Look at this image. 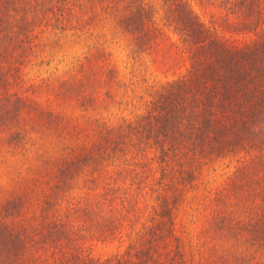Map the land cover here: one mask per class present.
Wrapping results in <instances>:
<instances>
[{"label":"trees","instance_id":"obj_1","mask_svg":"<svg viewBox=\"0 0 264 264\" xmlns=\"http://www.w3.org/2000/svg\"><path fill=\"white\" fill-rule=\"evenodd\" d=\"M192 1L0 0V148L21 144L37 114L62 133L39 92L14 91L44 34L112 22L136 60L162 47L185 69L149 85L134 118L85 121L88 143L57 157L37 213L26 216L25 196L39 178L2 206L0 264H264V0H197L226 11L209 22ZM95 54L79 83L124 85ZM228 167L214 185L210 173ZM184 210L203 219L196 243L180 234ZM99 243L118 246L97 255Z\"/></svg>","mask_w":264,"mask_h":264},{"label":"rangeland","instance_id":"obj_2","mask_svg":"<svg viewBox=\"0 0 264 264\" xmlns=\"http://www.w3.org/2000/svg\"><path fill=\"white\" fill-rule=\"evenodd\" d=\"M192 4L198 16L206 22L213 18L222 21L228 17L222 8L208 3L200 4L197 0H193ZM111 25L112 22L104 23L103 27H90L82 35L74 30H66L56 35L44 34L37 39L39 46L21 67L25 83L15 86L14 91L18 90L22 94L39 92L38 108L61 117L63 129L60 134L56 131V125H42V117L37 114L33 128L30 118L25 121L30 133L21 144L0 148V211L8 200L22 196L24 189L30 188V184L39 178L41 180L37 184L42 188L25 196L31 198L25 210L26 216L37 213L43 195L41 190L47 186L45 179L56 174L54 165L57 164V157L63 152L68 156L69 151L73 155L74 151L77 152L78 148L88 143L85 131L90 132L88 123L92 118H106L113 124L122 118H134L144 107L149 85L176 78L185 71L184 67H180L181 62L172 65L171 51L162 47L155 53L140 54L136 60L130 35L120 29H110ZM236 37L238 40L245 38L237 34ZM100 50L105 51L106 57L115 65L125 83L121 87L112 85L102 89L101 83L84 78L79 83V78L83 76L77 72L85 66L82 73L84 77L90 76L92 71L89 64ZM75 68L77 71H74ZM74 72L78 77H74ZM99 89L101 92L97 93ZM92 102L95 106L91 105ZM3 136L7 139L6 134ZM65 146L73 148L63 151ZM48 163H53L51 168ZM230 167L210 173L209 178L215 181L214 185L225 181L224 173L233 170ZM197 196L200 197L199 194ZM181 216L180 234L189 243H196L203 229L202 217L185 210ZM117 246V243H99L93 245L91 250L97 255H107L114 252Z\"/></svg>","mask_w":264,"mask_h":264}]
</instances>
